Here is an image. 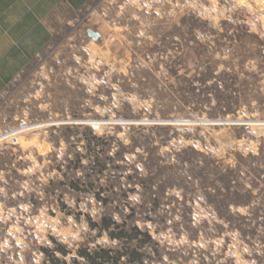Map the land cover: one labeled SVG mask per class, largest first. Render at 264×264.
Here are the masks:
<instances>
[{"label": "rangeland", "instance_id": "374dc122", "mask_svg": "<svg viewBox=\"0 0 264 264\" xmlns=\"http://www.w3.org/2000/svg\"><path fill=\"white\" fill-rule=\"evenodd\" d=\"M48 1L0 0V264L121 250L102 216L141 264H264V0Z\"/></svg>", "mask_w": 264, "mask_h": 264}, {"label": "trees", "instance_id": "16d2710c", "mask_svg": "<svg viewBox=\"0 0 264 264\" xmlns=\"http://www.w3.org/2000/svg\"><path fill=\"white\" fill-rule=\"evenodd\" d=\"M190 61H192L193 64H196L193 60ZM7 81L8 79H5V82ZM177 81L180 83V78H177ZM204 82L205 80L202 81L205 86L206 82ZM221 85L222 81H220L219 78L216 79V83L213 84L216 90H220L219 87ZM1 87L2 85H0V88ZM232 108L234 109V106ZM198 114L200 115V112ZM221 115L223 116L224 113ZM95 140L99 141L100 139L95 138ZM187 152L196 153L193 148H188L182 151L180 156ZM218 176L224 179L225 174L219 172ZM139 185L141 187H148L144 181H140ZM94 200L98 204L104 206L107 205V203H110L109 200L101 197L98 193L94 195ZM130 209L133 211V208L130 207ZM146 221L151 222L150 218H146ZM88 226L91 230L97 231V236L104 235L110 241H117L122 244V249L110 250L103 249L98 246L96 249L90 250L86 247H82L74 252V256L71 258V264H77L78 259L81 260V264H141L143 254H141L140 249L144 248L147 242L152 240L149 233L142 231L137 225L133 224L131 226H127L125 222L118 223L112 216H102L96 222L88 220ZM54 251L57 252L62 259H59L52 254L53 256L50 260V264H65L66 262H64V258L69 254V252H67L63 246H58L55 250H53V252ZM42 252L44 256L47 257L48 250L43 248Z\"/></svg>", "mask_w": 264, "mask_h": 264}, {"label": "crops", "instance_id": "0c3cea01", "mask_svg": "<svg viewBox=\"0 0 264 264\" xmlns=\"http://www.w3.org/2000/svg\"><path fill=\"white\" fill-rule=\"evenodd\" d=\"M87 1L88 0H49L48 2L52 6L64 4L68 6L71 10H74L85 4ZM1 85H3V83H1Z\"/></svg>", "mask_w": 264, "mask_h": 264}, {"label": "water", "instance_id": "95a60500", "mask_svg": "<svg viewBox=\"0 0 264 264\" xmlns=\"http://www.w3.org/2000/svg\"><path fill=\"white\" fill-rule=\"evenodd\" d=\"M87 35L90 36L94 41H96L98 39V37H99L98 34L92 32L90 30L87 31ZM93 127L96 128L97 127V123H94Z\"/></svg>", "mask_w": 264, "mask_h": 264}, {"label": "built area", "instance_id": "2783aa9c", "mask_svg": "<svg viewBox=\"0 0 264 264\" xmlns=\"http://www.w3.org/2000/svg\"><path fill=\"white\" fill-rule=\"evenodd\" d=\"M11 143H12V144H17V141H16V140H13V139H11Z\"/></svg>", "mask_w": 264, "mask_h": 264}]
</instances>
